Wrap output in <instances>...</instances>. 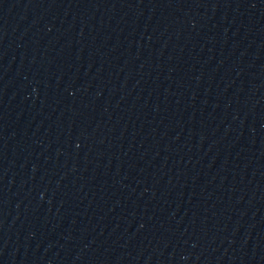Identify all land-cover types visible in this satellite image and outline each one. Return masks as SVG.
<instances>
[{"label": "water", "instance_id": "water-1", "mask_svg": "<svg viewBox=\"0 0 264 264\" xmlns=\"http://www.w3.org/2000/svg\"><path fill=\"white\" fill-rule=\"evenodd\" d=\"M0 264H264V0H0Z\"/></svg>", "mask_w": 264, "mask_h": 264}]
</instances>
